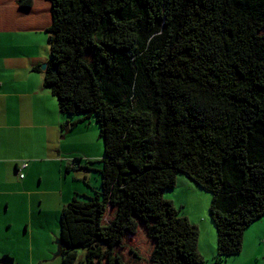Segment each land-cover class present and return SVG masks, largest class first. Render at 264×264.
<instances>
[{
    "label": "trees",
    "instance_id": "trees-1",
    "mask_svg": "<svg viewBox=\"0 0 264 264\" xmlns=\"http://www.w3.org/2000/svg\"><path fill=\"white\" fill-rule=\"evenodd\" d=\"M50 1L45 84L83 115L63 129L95 116L105 141L102 192L63 206V264L80 248L79 264H206L198 226L163 195L180 174L212 192L229 264L264 216V0Z\"/></svg>",
    "mask_w": 264,
    "mask_h": 264
},
{
    "label": "crops",
    "instance_id": "crops-1",
    "mask_svg": "<svg viewBox=\"0 0 264 264\" xmlns=\"http://www.w3.org/2000/svg\"><path fill=\"white\" fill-rule=\"evenodd\" d=\"M52 22L50 0H33L32 6H22L18 0H0V245L2 228L18 232L23 229L22 222L35 217L36 196L41 202L55 201L59 211L77 190H83L80 186L66 194L59 192L60 181L73 185L74 180L87 178L83 175L86 171L77 172L71 182L62 175L65 166L66 172L76 171L74 160L80 154L63 157L62 149L72 137V130L63 129V125L83 115L62 113L58 98L45 84L44 66L51 58L47 29ZM21 160L29 164L25 178H20L17 170ZM37 176L41 186L33 189L34 183L38 184ZM23 215L28 218L24 220ZM25 226L27 229L28 224ZM200 245L201 239L199 251L203 254ZM252 248L246 246L243 253H252ZM211 254L217 258L214 248ZM256 254L253 252L252 258ZM237 262L234 258L233 263Z\"/></svg>",
    "mask_w": 264,
    "mask_h": 264
},
{
    "label": "rangeland",
    "instance_id": "rangeland-1",
    "mask_svg": "<svg viewBox=\"0 0 264 264\" xmlns=\"http://www.w3.org/2000/svg\"><path fill=\"white\" fill-rule=\"evenodd\" d=\"M47 34L49 42V33ZM96 128L97 131H95ZM71 130V141L66 143L62 149L63 157L75 153L80 154L79 158L74 160L76 167L73 169L76 171L72 172V169H70V171L66 172L65 166L62 171L63 178L67 176V179L64 180L71 182L73 180L72 177L78 175L77 172L83 173L86 171L88 173H83L84 177L87 175V178H84V180H88L91 187H87L85 190V186L88 184L85 185L83 179L81 181L74 180L76 183L73 185H69L61 180L58 185L59 192L62 191L66 194L71 188L83 186V190L77 191L81 195V198L86 199V197L94 196L96 192H102L100 169L103 165L102 159L105 157V141L101 136L100 126L95 116L81 121L79 125ZM86 137L89 138L90 143ZM86 155H90V158H87L88 156ZM65 160L68 161V159ZM86 161H92V163L86 164ZM78 165H84V167L78 169ZM86 166H90V168ZM36 179L38 184L34 183L33 189L41 186L39 176ZM163 195L165 199L171 200L182 211L181 215L185 214L189 216L190 221L198 226L200 231L198 248L201 239L200 249L205 255L206 264H216L218 260L217 258L214 259L213 254H211L213 248L216 252L218 250L217 226L210 211L213 197L212 192L200 187L187 175L180 174L176 185L173 188L166 189ZM55 207V201L41 202L40 197L36 196L33 202V208L36 213L35 217L32 220L28 219V222H22L23 229L16 232L10 230V228L8 230L2 228L0 264H63L62 256L57 255L59 251L57 241L61 234L60 216L63 208L61 206L60 210L57 211ZM20 208H23L22 203H20ZM27 218L28 216L23 215L24 220ZM25 224H28L27 229ZM138 240L139 242L132 239L125 248L124 254L127 259H134V255L131 252L132 248L140 251L144 249V242L139 238ZM246 246L253 247L252 253H243ZM255 251H257V254L252 258V254ZM84 258L85 249L80 248L77 264ZM234 258H237V263H233ZM228 262L229 264H264V217L252 223L245 230L242 252L229 257Z\"/></svg>",
    "mask_w": 264,
    "mask_h": 264
},
{
    "label": "water",
    "instance_id": "water-1",
    "mask_svg": "<svg viewBox=\"0 0 264 264\" xmlns=\"http://www.w3.org/2000/svg\"><path fill=\"white\" fill-rule=\"evenodd\" d=\"M47 67H48V64H46V66H44L45 69H47ZM54 70L55 71L57 70V65L54 66ZM57 244H58V248H59V251H58L57 255H60V245H61V240L60 239H58ZM216 264H220V263H216Z\"/></svg>",
    "mask_w": 264,
    "mask_h": 264
},
{
    "label": "clouds",
    "instance_id": "clouds-1",
    "mask_svg": "<svg viewBox=\"0 0 264 264\" xmlns=\"http://www.w3.org/2000/svg\"><path fill=\"white\" fill-rule=\"evenodd\" d=\"M76 120H78V119H76ZM67 123V122H66ZM65 123V124H66ZM22 164H24V163H27L28 164V162L27 161H23V162H21ZM20 163V164H21ZM19 169H20V177H21V172L23 171V165L21 166V167H18ZM25 168V167H24ZM260 220V219H259ZM258 221V220H257ZM256 222V221H255ZM254 223V222H253ZM60 239V238H59ZM217 263H219V262H217Z\"/></svg>",
    "mask_w": 264,
    "mask_h": 264
},
{
    "label": "built area",
    "instance_id": "built-area-1",
    "mask_svg": "<svg viewBox=\"0 0 264 264\" xmlns=\"http://www.w3.org/2000/svg\"><path fill=\"white\" fill-rule=\"evenodd\" d=\"M27 165V163L23 164V167H25ZM24 175L21 173V177H23Z\"/></svg>",
    "mask_w": 264,
    "mask_h": 264
}]
</instances>
